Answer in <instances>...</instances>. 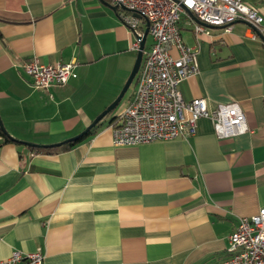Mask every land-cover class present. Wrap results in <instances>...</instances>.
Listing matches in <instances>:
<instances>
[{"label": "crops", "instance_id": "crops-1", "mask_svg": "<svg viewBox=\"0 0 264 264\" xmlns=\"http://www.w3.org/2000/svg\"><path fill=\"white\" fill-rule=\"evenodd\" d=\"M261 9L264 0H243ZM198 71L180 84L186 101L238 102L251 132L220 139L208 118L197 133L114 144L112 119L70 150L1 144L0 261L41 249L44 264H216L242 217L264 208V42L245 22L195 37ZM135 38L108 0H0V117L19 141L53 145L83 132L120 94ZM177 55L176 52H174ZM76 60L77 77L32 86L24 65ZM117 120V119H116ZM33 148V147H32Z\"/></svg>", "mask_w": 264, "mask_h": 264}, {"label": "built area", "instance_id": "built-area-1", "mask_svg": "<svg viewBox=\"0 0 264 264\" xmlns=\"http://www.w3.org/2000/svg\"><path fill=\"white\" fill-rule=\"evenodd\" d=\"M119 11L123 24L133 34L132 49L139 50L144 31L149 32L141 66L135 78V92L111 124L114 144L131 146L160 140L189 139L197 133L201 118L212 121L220 139L248 132L246 115L238 102L210 108L204 98L186 101L180 84L198 71V49L185 44L181 21H191L196 38L209 34L210 27L230 31L245 22L253 36L264 42V13L243 0H108ZM150 39V42H148ZM177 53V55L174 54ZM78 62L44 64L34 58L24 65L33 87L50 90L77 77ZM229 257L216 264H264V208L242 217L229 237ZM41 249L19 250L0 264H44Z\"/></svg>", "mask_w": 264, "mask_h": 264}, {"label": "water", "instance_id": "water-1", "mask_svg": "<svg viewBox=\"0 0 264 264\" xmlns=\"http://www.w3.org/2000/svg\"><path fill=\"white\" fill-rule=\"evenodd\" d=\"M148 32H149V24H147V27H146V29L144 31L143 36H142V39H141V42H140V48L137 51V57H136V60H135L134 67H133V69L131 71V74H130L127 82L125 83L123 89L121 90L119 96L101 114H99L83 132H81L77 136H74V137H72V138H70L68 140H65L63 142H60V143H57V144H53V145H38V144H34V143H30V142H24V141H21V143H23V144H25L27 146L33 147V148L59 147L65 142L75 141V140L79 139L80 137H82L86 133H88L92 128L96 127L108 114H110L111 112H113L117 108V106L119 105V103L121 102L123 97L125 96L126 92L128 91V89L130 88V86L134 82V80L136 78V75H137V73L139 71V68L141 66L142 59H143V51H144L145 44H146V41H147ZM0 129L2 130V132L5 135L10 137L11 139L17 140V139L12 138L8 134L7 130L4 127V124L2 122L1 117H0Z\"/></svg>", "mask_w": 264, "mask_h": 264}, {"label": "trees", "instance_id": "trees-1", "mask_svg": "<svg viewBox=\"0 0 264 264\" xmlns=\"http://www.w3.org/2000/svg\"><path fill=\"white\" fill-rule=\"evenodd\" d=\"M117 117L112 119L111 124L116 121ZM105 120V118L94 128H92L88 133H86L84 136L80 137L79 139L75 141L65 142L59 147H50V148H38V152H44V153H57V152H63L72 149L76 145L80 144L84 140L94 136L98 130L100 129V124ZM0 137L2 138L1 144H7V143H17L22 144L19 140H13L7 135H5L2 130L0 129ZM31 150H35V148L30 147Z\"/></svg>", "mask_w": 264, "mask_h": 264}, {"label": "rangeland", "instance_id": "rangeland-1", "mask_svg": "<svg viewBox=\"0 0 264 264\" xmlns=\"http://www.w3.org/2000/svg\"><path fill=\"white\" fill-rule=\"evenodd\" d=\"M148 42H150V39H148ZM134 86H135V80H134V82L132 83L129 92H131V91L133 90ZM125 99H126V97L122 100V102H121L120 106L118 107L117 111L121 108V106H122L123 102L125 101ZM64 141H65V140H64Z\"/></svg>", "mask_w": 264, "mask_h": 264}]
</instances>
